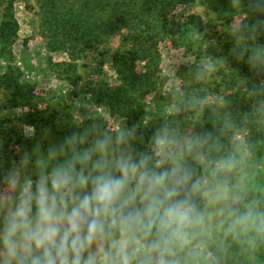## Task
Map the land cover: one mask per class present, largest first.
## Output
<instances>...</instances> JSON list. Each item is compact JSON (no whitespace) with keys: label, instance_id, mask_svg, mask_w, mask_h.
I'll list each match as a JSON object with an SVG mask.
<instances>
[{"label":"clouds","instance_id":"obj_1","mask_svg":"<svg viewBox=\"0 0 264 264\" xmlns=\"http://www.w3.org/2000/svg\"><path fill=\"white\" fill-rule=\"evenodd\" d=\"M231 7L264 14V0ZM228 32L260 77L243 85L250 109L233 114L211 86L223 60L205 54L147 142L144 119L76 114L61 142L18 149L0 172V264H264V139L246 127L264 133V20Z\"/></svg>","mask_w":264,"mask_h":264},{"label":"trees","instance_id":"obj_2","mask_svg":"<svg viewBox=\"0 0 264 264\" xmlns=\"http://www.w3.org/2000/svg\"><path fill=\"white\" fill-rule=\"evenodd\" d=\"M18 1L0 0L1 57H12L19 39V23L15 12ZM195 2L196 0H43L42 33L49 47L54 51H67L71 62L77 61L79 56L108 42L114 36L122 35L125 49L117 52L113 58L116 78L112 82L93 81L92 91L96 102L106 104L111 115L128 118L131 127L137 124L135 120L145 112L146 99L151 95L155 96L163 82V77L159 74L162 61L160 44L170 41L176 48L183 46L191 50L195 44L193 31L206 34L207 24L201 14L192 12L184 18L177 14L179 7L193 6ZM207 4L216 13L218 20L223 21L221 25L224 27H234L245 19L246 14L249 22L264 20V14L250 13L247 8L240 11L232 9L231 0H207ZM220 40V51H211L215 58L229 65L230 79H216L212 87L215 92L222 93L231 101V109L235 115L250 109V102L243 94L244 83H258L260 77L254 76L246 59L238 61L232 54L238 43L234 37L231 40L224 37ZM257 43L264 44V33L259 35ZM206 48L204 47V51ZM202 53L201 51V55ZM195 66L180 65L178 68L181 91L191 92L198 87L193 79ZM0 86L11 93L18 107L28 109L27 120L38 131L41 126L37 124L39 120L46 118L52 111L46 105H37V98L32 97L31 84L20 81L18 73L10 69L0 73ZM53 127L59 142L77 130L72 125ZM246 127L250 129L253 140L264 139V133L257 131L254 125ZM205 128L211 130L212 125L208 123ZM142 131L147 142L153 130L146 127ZM24 140L17 132L10 134L8 129L0 125V172L7 170L12 161L16 160L15 148L23 147ZM256 155H261L264 159V147Z\"/></svg>","mask_w":264,"mask_h":264},{"label":"rangeland","instance_id":"obj_3","mask_svg":"<svg viewBox=\"0 0 264 264\" xmlns=\"http://www.w3.org/2000/svg\"><path fill=\"white\" fill-rule=\"evenodd\" d=\"M42 2L43 0H19L15 4L19 39L12 57L0 56V73L8 72L10 69L15 70L20 81L24 80L31 84L32 97L37 98V105L39 107L46 105L52 111L50 115H46V118L39 120L37 124L41 126L37 131V128L33 127L34 124L27 120L28 109L18 107L11 93L0 86V125L8 129L10 134L15 131L25 139L22 143L23 147L15 148L16 161L20 156L18 149L30 152L33 145L40 142L46 150L54 140L59 143L53 125H60L61 128L67 125L75 127L76 114L81 117L103 116L105 119H109L108 115H110L112 118L124 120L127 126L131 125L128 118L111 115L106 104L96 102L92 91L93 81L112 82L116 78L113 58L117 52L125 49L122 35L114 36L108 42L79 56L77 61L71 62L68 52L52 50L42 33ZM192 12L203 16L207 24L206 34L193 31L192 37L195 44L191 50L183 46L176 48L170 41L160 44L162 61L159 74L163 77V82L155 96L151 95L146 99L145 112L135 120L137 123L142 122L143 119L146 120L149 124L148 128L152 130H154L152 121L156 119L157 114H162L170 107L182 90L178 75L180 65L194 64L195 66L205 54L214 57L211 50L220 51V39L224 37L231 40L233 37L228 32L229 27L221 25L223 21L218 20L216 13L207 4V0H196L193 6L186 5L177 9L180 18ZM204 47H207L205 51ZM71 63H73L72 66H69L68 64ZM229 72V65L223 62L219 66L218 73L213 76L211 86L216 79L229 80ZM90 122L92 121L88 119L84 121L85 124ZM30 129L34 130L35 135L26 137L25 133ZM257 159L259 161L263 159V156L259 155ZM259 177L260 182L264 183L263 171L259 173Z\"/></svg>","mask_w":264,"mask_h":264}]
</instances>
